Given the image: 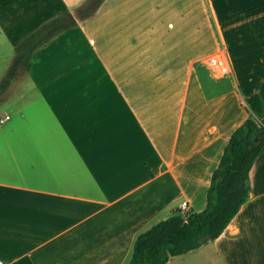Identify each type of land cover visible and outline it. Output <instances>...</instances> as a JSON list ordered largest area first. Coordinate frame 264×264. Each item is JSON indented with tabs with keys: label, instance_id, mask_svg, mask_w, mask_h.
<instances>
[{
	"label": "crops",
	"instance_id": "obj_1",
	"mask_svg": "<svg viewBox=\"0 0 264 264\" xmlns=\"http://www.w3.org/2000/svg\"><path fill=\"white\" fill-rule=\"evenodd\" d=\"M194 1L195 25L158 28L108 0L27 72L14 48L78 4L0 0L1 264H127L139 234L205 208L264 83V0ZM221 55L226 78L199 64ZM248 181L223 233L168 264H264V147Z\"/></svg>",
	"mask_w": 264,
	"mask_h": 264
},
{
	"label": "trees",
	"instance_id": "obj_2",
	"mask_svg": "<svg viewBox=\"0 0 264 264\" xmlns=\"http://www.w3.org/2000/svg\"><path fill=\"white\" fill-rule=\"evenodd\" d=\"M76 27L70 13L42 25L14 48L27 72L31 57ZM250 118L231 134L210 177L206 206L199 213H175L139 234L127 264H168L218 238L249 199V171L264 147V83L246 100Z\"/></svg>",
	"mask_w": 264,
	"mask_h": 264
},
{
	"label": "rangeland",
	"instance_id": "obj_3",
	"mask_svg": "<svg viewBox=\"0 0 264 264\" xmlns=\"http://www.w3.org/2000/svg\"><path fill=\"white\" fill-rule=\"evenodd\" d=\"M69 5H76L75 10L73 11L72 18L83 21V23H95L96 14L107 5L108 0H83V2H79L80 0H67ZM196 1L194 0H130V6L128 9L130 11H134L141 13V16H145L146 25L149 23L152 27H165L168 24L175 25V15L177 12H181L185 25H195L196 24ZM89 25V24H88ZM181 25V23H179ZM209 58H216V56H206L200 60V65L204 66L205 62ZM215 75V71L211 69V71ZM238 116H241V112L238 113ZM250 117H252L250 115ZM188 212H184L186 215ZM182 215V214H181ZM188 262V258L185 259H173L170 264H186ZM192 264V263H188ZM196 264V262H194Z\"/></svg>",
	"mask_w": 264,
	"mask_h": 264
},
{
	"label": "built area",
	"instance_id": "obj_4",
	"mask_svg": "<svg viewBox=\"0 0 264 264\" xmlns=\"http://www.w3.org/2000/svg\"><path fill=\"white\" fill-rule=\"evenodd\" d=\"M205 65L207 68L214 70L217 73V76L219 78H226L230 74L229 65H228L227 60L225 59V57L223 55L216 56V58H209L205 62ZM8 119H9L8 116L0 117V124L4 123ZM180 210L182 213L186 212V204L185 203H183L181 205Z\"/></svg>",
	"mask_w": 264,
	"mask_h": 264
}]
</instances>
